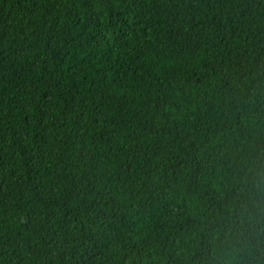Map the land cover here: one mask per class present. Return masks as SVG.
I'll list each match as a JSON object with an SVG mask.
<instances>
[{
    "label": "trees",
    "instance_id": "16d2710c",
    "mask_svg": "<svg viewBox=\"0 0 264 264\" xmlns=\"http://www.w3.org/2000/svg\"><path fill=\"white\" fill-rule=\"evenodd\" d=\"M264 0H0V264H264Z\"/></svg>",
    "mask_w": 264,
    "mask_h": 264
},
{
    "label": "clouds",
    "instance_id": "9594fccd",
    "mask_svg": "<svg viewBox=\"0 0 264 264\" xmlns=\"http://www.w3.org/2000/svg\"><path fill=\"white\" fill-rule=\"evenodd\" d=\"M256 182H257V185H264V175H261V174H257L256 176ZM264 211V209H260V208H257V209H254L253 211V215L254 216H259L261 215V212Z\"/></svg>",
    "mask_w": 264,
    "mask_h": 264
}]
</instances>
